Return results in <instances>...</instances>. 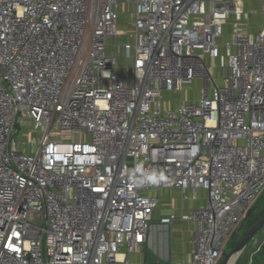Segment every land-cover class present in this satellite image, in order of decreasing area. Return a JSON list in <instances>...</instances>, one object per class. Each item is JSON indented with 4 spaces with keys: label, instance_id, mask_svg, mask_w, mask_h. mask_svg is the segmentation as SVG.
<instances>
[{
    "label": "built area",
    "instance_id": "2783aa9c",
    "mask_svg": "<svg viewBox=\"0 0 264 264\" xmlns=\"http://www.w3.org/2000/svg\"><path fill=\"white\" fill-rule=\"evenodd\" d=\"M247 1L0 0V264H130L172 189L206 203L170 216L194 226L170 264H219L264 192Z\"/></svg>",
    "mask_w": 264,
    "mask_h": 264
},
{
    "label": "crops",
    "instance_id": "0c3cea01",
    "mask_svg": "<svg viewBox=\"0 0 264 264\" xmlns=\"http://www.w3.org/2000/svg\"><path fill=\"white\" fill-rule=\"evenodd\" d=\"M161 200L155 211L146 243L137 254L129 257L130 264H170L181 262L193 249V224L179 218L170 221L175 213L178 217L206 203V193L182 192L176 189L161 190Z\"/></svg>",
    "mask_w": 264,
    "mask_h": 264
},
{
    "label": "rangeland",
    "instance_id": "374dc122",
    "mask_svg": "<svg viewBox=\"0 0 264 264\" xmlns=\"http://www.w3.org/2000/svg\"><path fill=\"white\" fill-rule=\"evenodd\" d=\"M264 0H248L246 7L250 10L257 9ZM259 20V21H258ZM261 18L252 19V24L259 23ZM253 27V26H252ZM258 28V27H257ZM256 27L253 28V31ZM201 84L195 82L191 85L185 86L180 92L170 95L165 105L167 107L179 106L184 102H194L199 98V89ZM264 213V192L262 195L254 202L251 207L249 219L244 221L238 230L229 238L225 252L230 253L233 251L246 233L249 231L251 224L254 223L262 214ZM224 257L220 260L219 264H223ZM264 262V228L259 232V234L251 241V243L244 249V251L238 255L236 261L233 264H262Z\"/></svg>",
    "mask_w": 264,
    "mask_h": 264
},
{
    "label": "water",
    "instance_id": "95a60500",
    "mask_svg": "<svg viewBox=\"0 0 264 264\" xmlns=\"http://www.w3.org/2000/svg\"><path fill=\"white\" fill-rule=\"evenodd\" d=\"M264 228V213L260 219L249 229L243 239L240 241L238 246L230 253H223V264H232L233 259L240 255L244 249L251 243V241L259 234Z\"/></svg>",
    "mask_w": 264,
    "mask_h": 264
},
{
    "label": "trees",
    "instance_id": "16d2710c",
    "mask_svg": "<svg viewBox=\"0 0 264 264\" xmlns=\"http://www.w3.org/2000/svg\"><path fill=\"white\" fill-rule=\"evenodd\" d=\"M250 211H251V209H250ZM250 211H249V214H248L247 219H246L245 221H247V220L249 219ZM261 216H262V215H261ZM261 216H260V217H261ZM260 217H259L254 223L251 224V227H252V226H253V225H254V224L260 219ZM251 227H250V228H251Z\"/></svg>",
    "mask_w": 264,
    "mask_h": 264
},
{
    "label": "bare ground",
    "instance_id": "6f19581e",
    "mask_svg": "<svg viewBox=\"0 0 264 264\" xmlns=\"http://www.w3.org/2000/svg\"><path fill=\"white\" fill-rule=\"evenodd\" d=\"M237 257H238V256H236V257L233 259L232 264L236 261Z\"/></svg>",
    "mask_w": 264,
    "mask_h": 264
}]
</instances>
